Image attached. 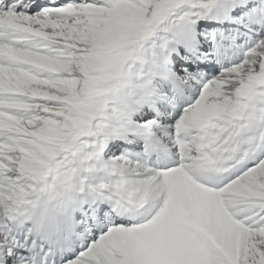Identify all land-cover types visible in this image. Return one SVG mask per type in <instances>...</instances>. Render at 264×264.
<instances>
[{
  "label": "snow or ice",
  "instance_id": "snow-or-ice-1",
  "mask_svg": "<svg viewBox=\"0 0 264 264\" xmlns=\"http://www.w3.org/2000/svg\"><path fill=\"white\" fill-rule=\"evenodd\" d=\"M0 264H264V0H0Z\"/></svg>",
  "mask_w": 264,
  "mask_h": 264
}]
</instances>
